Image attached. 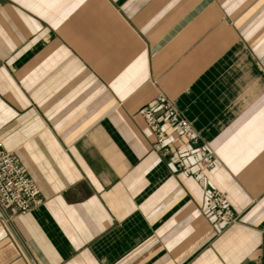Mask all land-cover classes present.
Here are the masks:
<instances>
[{
	"label": "crops",
	"instance_id": "1",
	"mask_svg": "<svg viewBox=\"0 0 264 264\" xmlns=\"http://www.w3.org/2000/svg\"><path fill=\"white\" fill-rule=\"evenodd\" d=\"M263 2L0 0V149L41 201L0 220V264H264ZM159 93L215 159L200 183L152 149Z\"/></svg>",
	"mask_w": 264,
	"mask_h": 264
},
{
	"label": "built area",
	"instance_id": "2",
	"mask_svg": "<svg viewBox=\"0 0 264 264\" xmlns=\"http://www.w3.org/2000/svg\"><path fill=\"white\" fill-rule=\"evenodd\" d=\"M140 116L153 135V151L162 158L171 156L176 172L197 177L200 183L205 173L213 169L214 157L196 136L190 123L162 93L155 96L152 107L141 109ZM163 126L177 130L191 151L171 150ZM209 204L219 222L225 225L237 222V215L230 210L222 193L212 190ZM40 205L39 190L22 169L16 154L0 149V220L12 225L15 217L25 215Z\"/></svg>",
	"mask_w": 264,
	"mask_h": 264
},
{
	"label": "rangeland",
	"instance_id": "3",
	"mask_svg": "<svg viewBox=\"0 0 264 264\" xmlns=\"http://www.w3.org/2000/svg\"><path fill=\"white\" fill-rule=\"evenodd\" d=\"M218 1H220V0H218ZM222 2L224 1V0H221ZM264 3V2H263ZM6 225H8V224H6Z\"/></svg>",
	"mask_w": 264,
	"mask_h": 264
}]
</instances>
